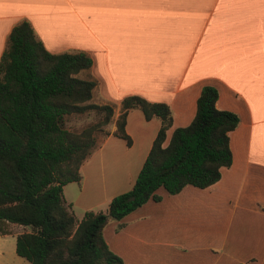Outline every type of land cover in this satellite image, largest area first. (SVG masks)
Instances as JSON below:
<instances>
[{
  "label": "crops",
  "instance_id": "0c3cea01",
  "mask_svg": "<svg viewBox=\"0 0 264 264\" xmlns=\"http://www.w3.org/2000/svg\"><path fill=\"white\" fill-rule=\"evenodd\" d=\"M21 19L48 51L90 56L86 77L102 103L119 105L131 93L167 103L164 142L190 121L203 84L216 88L217 108L238 116L228 132L231 161L216 181L175 193L158 187L159 199L107 220L102 236L123 264H264V0H0V54ZM158 125L157 117L129 109L125 146L111 121L79 164V178L62 185L75 220L131 186ZM134 126L145 132L139 155L128 151ZM8 223L0 236L15 240L30 230ZM2 256L0 248V264H28L18 254L7 262Z\"/></svg>",
  "mask_w": 264,
  "mask_h": 264
},
{
  "label": "trees",
  "instance_id": "16d2710c",
  "mask_svg": "<svg viewBox=\"0 0 264 264\" xmlns=\"http://www.w3.org/2000/svg\"><path fill=\"white\" fill-rule=\"evenodd\" d=\"M90 65L83 51L45 49L25 19L12 25L0 54V220L30 226L14 240L28 264H123L102 236L108 219L159 199L158 187L175 193L185 184L207 186L231 161L228 132L238 116L215 106L213 85L201 86L192 118L173 127L166 142L168 104L123 95L113 135L131 143L124 128L131 108L145 119L157 117L159 125L131 186L110 197L106 212L85 210L75 220L62 185L79 178V164L96 144L93 130L112 114L111 104L88 101L95 81L76 73ZM90 108L103 111L99 122L79 131L64 126L66 114Z\"/></svg>",
  "mask_w": 264,
  "mask_h": 264
},
{
  "label": "rangeland",
  "instance_id": "374dc122",
  "mask_svg": "<svg viewBox=\"0 0 264 264\" xmlns=\"http://www.w3.org/2000/svg\"><path fill=\"white\" fill-rule=\"evenodd\" d=\"M87 73H88V70L84 69V70L78 71L76 74L81 76V77H86ZM88 101L89 102H95V103H102V101H100L97 96H93L92 94H91V97ZM111 106H112V114L109 117V120L106 123H99L92 132L94 135V138H95V143H96L94 148L100 144L102 139L107 134H109V131H110L109 125H110L111 121L114 120V118L116 117V115L119 111V105L118 104L111 103ZM102 117H103V111L97 110L95 108H90V109H87L83 112H71V113H68L64 116V126L69 130L79 131L82 128L86 127L87 125L99 122L102 119ZM132 120H133V117L130 118V124H131ZM145 127L149 131V129L151 128V123L147 122ZM133 131H134L133 136H134L135 140L132 144L131 149H129L128 151H131L135 155H139L142 153L143 147L145 145V143H144L145 142V132L140 131L139 128L135 129V126L133 127ZM117 141H119L122 145H125V143L122 139L118 138ZM117 141H111L109 146H112L111 148H113V146H115L114 143L115 142L118 143ZM95 210H97V211L100 210L102 212H106L107 204L101 203L100 205L95 207ZM9 225H10V223L0 220V232H4ZM0 248L3 251L2 259L4 261H6V262L12 261V260L14 261V259L16 257L15 256L16 253L14 251V238H12L11 235L0 236Z\"/></svg>",
  "mask_w": 264,
  "mask_h": 264
}]
</instances>
